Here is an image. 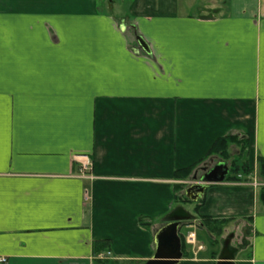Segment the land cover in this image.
Instances as JSON below:
<instances>
[{"label": "crops", "instance_id": "obj_1", "mask_svg": "<svg viewBox=\"0 0 264 264\" xmlns=\"http://www.w3.org/2000/svg\"><path fill=\"white\" fill-rule=\"evenodd\" d=\"M228 136L249 141L252 173L209 184L199 215L239 224L236 264H264L247 181L264 158V0H0V264H146L164 218L194 215L178 184L228 162L175 173ZM196 223L179 234L203 250L186 241L179 264H217Z\"/></svg>", "mask_w": 264, "mask_h": 264}, {"label": "trees", "instance_id": "obj_2", "mask_svg": "<svg viewBox=\"0 0 264 264\" xmlns=\"http://www.w3.org/2000/svg\"><path fill=\"white\" fill-rule=\"evenodd\" d=\"M235 146L237 149V156L233 157L231 152V147ZM248 149H249V141L246 138H240L239 136H228L224 138L218 139L215 144L212 146L209 151L208 156L198 162L197 164L190 166L185 169H181L175 173V177L180 180H188L192 178L195 170L208 158L216 156L223 161H227L231 165V172L227 177V181H241L240 175L244 177V180L252 173L249 162H248ZM259 162V170L260 175L264 179V158L260 157L258 159ZM203 168V166H202ZM184 184H178V187L175 191V204L178 205H187L194 204V215L195 219L198 220V228L206 230L210 235V242L213 246L222 245L225 239H223V235L225 233V229L231 222L230 219H215L210 216H202L199 215V211L204 203V199L198 201L197 203H192L187 197L184 195ZM259 201L264 206V187L259 189ZM141 225L144 227L149 224L143 220H140ZM183 251L186 254V240L184 236H181ZM106 242L100 241L95 243L94 252L95 255L102 253V249L106 247ZM243 244H240L239 248H241ZM218 252L213 253V257L216 258Z\"/></svg>", "mask_w": 264, "mask_h": 264}, {"label": "water", "instance_id": "obj_3", "mask_svg": "<svg viewBox=\"0 0 264 264\" xmlns=\"http://www.w3.org/2000/svg\"><path fill=\"white\" fill-rule=\"evenodd\" d=\"M140 44L148 52L145 40L138 36ZM230 174V167L226 162H219L213 168L206 169L199 178L200 183H195L185 190L186 197L197 202L203 197L209 184L223 183ZM198 176L194 177L196 181ZM195 216L183 207H178L164 218L165 225L155 234L156 251L152 259L146 264H179L183 258V246L179 230L184 222L193 221ZM234 235H229L223 242L218 256L217 264H236L239 248L231 245Z\"/></svg>", "mask_w": 264, "mask_h": 264}, {"label": "built area", "instance_id": "obj_4", "mask_svg": "<svg viewBox=\"0 0 264 264\" xmlns=\"http://www.w3.org/2000/svg\"><path fill=\"white\" fill-rule=\"evenodd\" d=\"M87 165L88 164H84V168L81 170V173L80 175L82 177H89L88 173L86 172L87 169ZM251 186L255 187V188H261V187H264V179H259L258 177H254L253 180L249 183ZM187 228H190L189 226H187ZM186 241L188 244L192 245V246H195L197 247V240H196V235L195 233L193 232H189L187 235H186ZM197 249L200 251V250H203V245H199L197 247ZM112 252H105V253H101L99 254V258L100 259H103V258H109V257H112ZM7 262V259L4 258V257H0V263H5Z\"/></svg>", "mask_w": 264, "mask_h": 264}, {"label": "rangeland", "instance_id": "obj_5", "mask_svg": "<svg viewBox=\"0 0 264 264\" xmlns=\"http://www.w3.org/2000/svg\"><path fill=\"white\" fill-rule=\"evenodd\" d=\"M228 164H229V167H230V169H231V165H230V163L228 162ZM255 177V176H254ZM254 177H250L249 179H247V181H252L253 180V178ZM261 178V177H260ZM259 178V179H260ZM262 179V178H261ZM262 188V187H261ZM177 204H175V206H176ZM190 206L191 205H188V206H186V208H188V209H190ZM190 210H192V208L190 209ZM197 224V223H196ZM199 228H198V226H197V230H198ZM181 232H183V234H185V236L190 232V230H187V229H182L181 230ZM198 232H200V231H198ZM202 232H200V234H201ZM231 233H233L234 235L235 234H237V238H236V240H235V244L237 245V244H240V243H242V236H243V230H242V228L240 229L239 228V224L238 225H236V226H233V227H230V229L228 230V231H225V233H224V235H223V239H226ZM203 235H204V239H203V243H204V245H205V248H206V251H208L210 248H211V246H212V244H211V242L207 239V237H206V235H205V233H203ZM199 246V243H197V247ZM205 251V252H206ZM101 254V253H100ZM99 257V256H98ZM112 264V263H111Z\"/></svg>", "mask_w": 264, "mask_h": 264}, {"label": "flooded vegetation", "instance_id": "obj_6", "mask_svg": "<svg viewBox=\"0 0 264 264\" xmlns=\"http://www.w3.org/2000/svg\"><path fill=\"white\" fill-rule=\"evenodd\" d=\"M212 163V162H211ZM209 165V164H208ZM209 167V166H208Z\"/></svg>", "mask_w": 264, "mask_h": 264}]
</instances>
